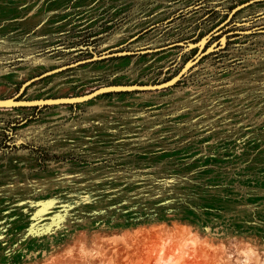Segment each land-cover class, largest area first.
<instances>
[{
    "label": "rangeland",
    "instance_id": "1",
    "mask_svg": "<svg viewBox=\"0 0 264 264\" xmlns=\"http://www.w3.org/2000/svg\"><path fill=\"white\" fill-rule=\"evenodd\" d=\"M194 60L0 108V264H264V0H0V99Z\"/></svg>",
    "mask_w": 264,
    "mask_h": 264
},
{
    "label": "water",
    "instance_id": "2",
    "mask_svg": "<svg viewBox=\"0 0 264 264\" xmlns=\"http://www.w3.org/2000/svg\"><path fill=\"white\" fill-rule=\"evenodd\" d=\"M205 39V38H204ZM195 62H189L186 64L173 78L170 80L159 83V84H153V85H110V86H105L101 87L99 89H96L95 91L85 94V95H80L76 97H61V98H47V99H19V96L22 91L17 93L14 97L11 98H6V99H0V108L3 107H23V106H35V105H49V104H60L64 102H80V101H85L88 99H91L95 97L96 95L110 91V90H132V89H162L166 87H170L173 84L177 82V80L180 79V77L187 71V69ZM34 79H31L27 82L24 83V87L32 82Z\"/></svg>",
    "mask_w": 264,
    "mask_h": 264
},
{
    "label": "bare ground",
    "instance_id": "3",
    "mask_svg": "<svg viewBox=\"0 0 264 264\" xmlns=\"http://www.w3.org/2000/svg\"><path fill=\"white\" fill-rule=\"evenodd\" d=\"M246 263V262H245ZM247 264V263H246Z\"/></svg>",
    "mask_w": 264,
    "mask_h": 264
}]
</instances>
